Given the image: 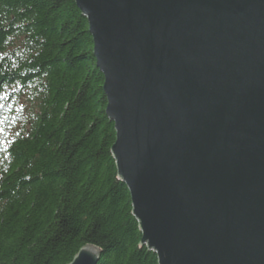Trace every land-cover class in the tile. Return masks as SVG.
Returning a JSON list of instances; mask_svg holds the SVG:
<instances>
[{
    "label": "water",
    "instance_id": "1",
    "mask_svg": "<svg viewBox=\"0 0 264 264\" xmlns=\"http://www.w3.org/2000/svg\"><path fill=\"white\" fill-rule=\"evenodd\" d=\"M74 3L140 245L158 264H264V0Z\"/></svg>",
    "mask_w": 264,
    "mask_h": 264
},
{
    "label": "trees",
    "instance_id": "2",
    "mask_svg": "<svg viewBox=\"0 0 264 264\" xmlns=\"http://www.w3.org/2000/svg\"><path fill=\"white\" fill-rule=\"evenodd\" d=\"M103 76L74 0H0V264H158L110 148Z\"/></svg>",
    "mask_w": 264,
    "mask_h": 264
},
{
    "label": "snow or ice",
    "instance_id": "3",
    "mask_svg": "<svg viewBox=\"0 0 264 264\" xmlns=\"http://www.w3.org/2000/svg\"><path fill=\"white\" fill-rule=\"evenodd\" d=\"M0 131H2V130H0Z\"/></svg>",
    "mask_w": 264,
    "mask_h": 264
},
{
    "label": "bare ground",
    "instance_id": "4",
    "mask_svg": "<svg viewBox=\"0 0 264 264\" xmlns=\"http://www.w3.org/2000/svg\"><path fill=\"white\" fill-rule=\"evenodd\" d=\"M115 164V163H114Z\"/></svg>",
    "mask_w": 264,
    "mask_h": 264
}]
</instances>
